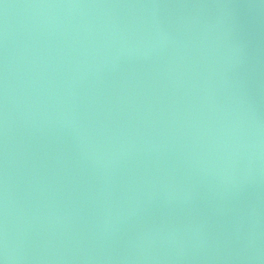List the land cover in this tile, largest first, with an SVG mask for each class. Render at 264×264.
Wrapping results in <instances>:
<instances>
[{
	"label": "water",
	"instance_id": "95a60500",
	"mask_svg": "<svg viewBox=\"0 0 264 264\" xmlns=\"http://www.w3.org/2000/svg\"><path fill=\"white\" fill-rule=\"evenodd\" d=\"M0 264H264V0H0Z\"/></svg>",
	"mask_w": 264,
	"mask_h": 264
}]
</instances>
